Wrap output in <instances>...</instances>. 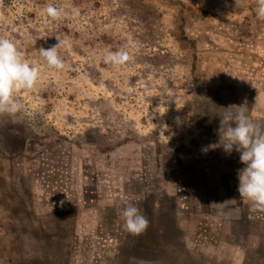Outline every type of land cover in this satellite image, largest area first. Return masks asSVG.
<instances>
[{
    "label": "rangeland",
    "instance_id": "374dc122",
    "mask_svg": "<svg viewBox=\"0 0 264 264\" xmlns=\"http://www.w3.org/2000/svg\"><path fill=\"white\" fill-rule=\"evenodd\" d=\"M49 4L64 9L61 19L46 16ZM142 5L156 16L144 15ZM256 8L257 0L237 8L235 0H0V37L40 71L35 89L18 94L24 109L0 115V264H27L22 243L37 252L33 260L59 264L44 246L72 248L90 236L89 216L120 217L119 201L142 212L150 206L155 222L156 238L145 243L158 254L130 261L193 264L188 252L198 240L169 239V195L184 217L198 210V194L183 169L194 163L204 183L217 186L212 178L226 174L228 183L234 171L238 181L245 167L239 153L209 146L219 141L222 108L246 100L251 119L264 125V19ZM59 41L65 68L58 71L39 49ZM106 50L132 58L106 64ZM243 205L253 226L230 224L222 242L246 248L244 264L246 257L264 264L252 250L264 248V211ZM60 213L77 218L73 231L49 225ZM219 246L205 241L208 250Z\"/></svg>",
    "mask_w": 264,
    "mask_h": 264
},
{
    "label": "crops",
    "instance_id": "0c3cea01",
    "mask_svg": "<svg viewBox=\"0 0 264 264\" xmlns=\"http://www.w3.org/2000/svg\"><path fill=\"white\" fill-rule=\"evenodd\" d=\"M253 109L254 108L251 110L249 109L250 117L254 114ZM193 165L190 166V168L187 166L188 168L186 167L182 172L187 173V175L183 174V176H186V178H184L187 180V183L192 180L196 183V193L198 195L196 199L187 198V202H191L193 199L192 202H197L196 207L198 210L184 217L179 216V207L176 203L177 200L173 198V194L169 195V239L177 238V240L182 241L187 239L198 240V247L196 250L188 252L189 248L182 249L183 253L184 250H186L188 255L192 257L191 260L193 264H205V260H210L211 264H244L243 259L245 258L244 255L247 249L245 248L243 250L240 248L239 250V248L237 249L225 242L227 235H229L228 226L230 224L235 225L236 229L240 226L241 231H243V228L247 229L249 225L253 226V223L250 224V220H253V218L251 219L246 209L242 208L245 205H243V200L240 199L237 191L239 181H237V179L234 180V176H236L237 173L233 171L232 174H229L233 175V178L232 181L228 183L225 182V177L227 175L220 174L219 177L212 178L213 181H217V186H207L203 181V179L206 180L205 175L199 172V167H195L194 163ZM191 172L196 174H191ZM233 199H235V201H230ZM118 204V212L126 206L125 202L122 201H119ZM110 206L103 205V208L105 207L107 209L110 208ZM115 206L113 205L112 208H115ZM146 207L150 208L148 205H146L145 208ZM140 210L142 212V208H140ZM145 210L142 214L147 217L149 226L138 236L129 234L124 228V221L121 216L118 217L116 214L111 215L110 212V214L108 213L109 215H103L102 217L101 215L89 216L86 220V228H88L90 236L84 234L76 238L75 246L72 248L68 249L59 246L46 248V246H44V250L49 254L57 255L60 261L59 264H140L137 261H130L127 256H133L135 260L141 261L142 257L147 258V256L151 257L158 254L155 244L154 246H149L148 243H145V241L149 239L153 241V239L156 238L153 232V225L155 222L152 220L153 217H151L150 214H146ZM59 215L60 216L57 215L56 217L52 216L48 221L49 225H55L54 227L60 231H63L64 227L68 229L69 232L73 231L77 223V218L76 222H74L66 213H60ZM106 227L107 231L105 229ZM46 228L49 227L46 226ZM100 228L103 230L99 231ZM48 237L50 236H43V238ZM127 239L133 242L129 247H126L125 242L122 244V241H126ZM209 239L217 241L220 246L218 248H213L212 251L208 250L205 247V241ZM222 240H225V243H223ZM21 246L18 250L22 251L24 258L27 257V259L24 260L27 261L25 263L48 264L46 260H33V256H35L37 252H33L31 247L26 248L24 243H22ZM12 249L13 247L10 250ZM252 250H255V256L260 255L262 256L261 259H264V248H262V253H257L258 249L255 248H252ZM250 256L252 257L251 260H253V252ZM193 258L198 260H194ZM191 260L189 259L190 262ZM144 261L146 262L147 260ZM223 261H225V263H222Z\"/></svg>",
    "mask_w": 264,
    "mask_h": 264
},
{
    "label": "clouds",
    "instance_id": "9594fccd",
    "mask_svg": "<svg viewBox=\"0 0 264 264\" xmlns=\"http://www.w3.org/2000/svg\"><path fill=\"white\" fill-rule=\"evenodd\" d=\"M240 3L241 0H235L236 8L240 6ZM43 11L53 21L61 19L64 15L63 8H57L51 4L47 5ZM72 11L74 15H80L79 8H73ZM256 14L264 19V0H257ZM60 47L59 41L57 45L50 48L39 49L40 56L47 67L58 71L65 68V63L58 53ZM131 58L124 50H106L103 56L106 64L117 67L124 65ZM39 77V68L25 59L24 53L17 48L16 44L7 38L0 37V115L11 116L21 112L24 105L19 100L18 94L34 90ZM222 109L223 112L218 116L219 141L209 147L222 148L229 155L233 151L239 153L240 162L245 165L238 170L237 191L240 199L248 202L253 210L264 211V125L251 119L246 100L241 105H231ZM179 119L177 117V122ZM119 214L124 221L125 230L133 236L142 234L149 226L147 217L133 203L123 207Z\"/></svg>",
    "mask_w": 264,
    "mask_h": 264
},
{
    "label": "trees",
    "instance_id": "16d2710c",
    "mask_svg": "<svg viewBox=\"0 0 264 264\" xmlns=\"http://www.w3.org/2000/svg\"><path fill=\"white\" fill-rule=\"evenodd\" d=\"M141 8H142V12H143L144 15H148V16H152V17L156 16L155 15V11L152 9V7H150L148 5H142ZM153 14H154V16H153ZM101 151H103V152L105 151L106 152V151H110V150L108 148V150L102 149ZM246 259L249 260L248 257H246ZM245 264H248V261H245Z\"/></svg>",
    "mask_w": 264,
    "mask_h": 264
},
{
    "label": "water",
    "instance_id": "95a60500",
    "mask_svg": "<svg viewBox=\"0 0 264 264\" xmlns=\"http://www.w3.org/2000/svg\"><path fill=\"white\" fill-rule=\"evenodd\" d=\"M239 198V197H238Z\"/></svg>",
    "mask_w": 264,
    "mask_h": 264
}]
</instances>
